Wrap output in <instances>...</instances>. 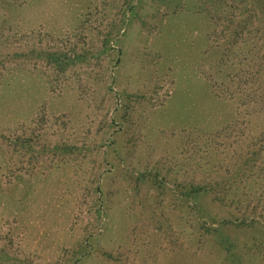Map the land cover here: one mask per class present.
I'll list each match as a JSON object with an SVG mask.
<instances>
[{
	"label": "rangeland",
	"instance_id": "374dc122",
	"mask_svg": "<svg viewBox=\"0 0 264 264\" xmlns=\"http://www.w3.org/2000/svg\"><path fill=\"white\" fill-rule=\"evenodd\" d=\"M233 1L0 0V264H264L263 219L206 193L191 242L174 185L264 101V1Z\"/></svg>",
	"mask_w": 264,
	"mask_h": 264
},
{
	"label": "trees",
	"instance_id": "16d2710c",
	"mask_svg": "<svg viewBox=\"0 0 264 264\" xmlns=\"http://www.w3.org/2000/svg\"><path fill=\"white\" fill-rule=\"evenodd\" d=\"M228 1L234 2L233 0ZM215 2L218 5L223 4V0H215ZM240 11L244 17L238 21L239 24H237L236 29L248 30V25L252 28L253 20L250 17L255 16L254 11L247 7L240 9ZM226 19H229L228 21L232 25L230 17ZM254 30L258 31L259 28L255 26ZM261 99L253 102L249 119L238 120L218 134L206 138L203 143L205 145L202 144L205 148L202 145L194 146V154H198L199 159L206 162V169L208 168L206 171L212 176L198 178L200 180H195V178L181 185L179 182L174 183L179 194L193 203L191 216L194 221L198 220V227L192 228L191 242L198 239L194 233L203 232L202 236L209 234L213 238L212 240L215 237L216 228L212 225L214 226L219 220L212 221L209 225L208 222L198 216L199 210L203 209L201 197L206 193L212 194L210 200L212 205L225 210L236 220L240 217L249 219L251 222L264 220V213L260 212L259 216L256 215L259 213L257 212L259 208L264 212V128H260V126H264V109H262L264 108V101ZM60 119L64 120V117L56 118V121H60L62 125L64 122ZM44 122L43 116L37 118L34 122L37 129L33 131L37 132L43 128ZM65 126H67L66 122ZM235 129L238 131L235 132ZM205 157L207 158L205 159ZM197 168H200V165ZM232 168H234L235 173L231 175L229 173ZM227 222V220H223L220 224ZM219 245L227 253L231 248V245L224 244V242Z\"/></svg>",
	"mask_w": 264,
	"mask_h": 264
}]
</instances>
